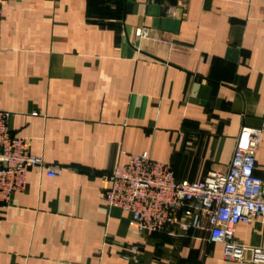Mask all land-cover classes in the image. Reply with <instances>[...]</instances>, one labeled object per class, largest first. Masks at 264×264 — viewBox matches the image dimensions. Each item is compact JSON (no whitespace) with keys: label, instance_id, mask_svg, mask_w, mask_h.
I'll list each match as a JSON object with an SVG mask.
<instances>
[{"label":"crops","instance_id":"crops-1","mask_svg":"<svg viewBox=\"0 0 264 264\" xmlns=\"http://www.w3.org/2000/svg\"><path fill=\"white\" fill-rule=\"evenodd\" d=\"M0 30L10 130L63 168H31L0 208V264H262L263 221L236 226L244 256L229 260L207 230L140 233L101 175L148 151L201 180L248 127L264 177V0H4ZM140 241L141 261L124 259Z\"/></svg>","mask_w":264,"mask_h":264},{"label":"built area","instance_id":"built-area-1","mask_svg":"<svg viewBox=\"0 0 264 264\" xmlns=\"http://www.w3.org/2000/svg\"><path fill=\"white\" fill-rule=\"evenodd\" d=\"M1 38L0 30V48ZM11 115L0 108V208L9 205L14 192L25 189L31 168L42 167L51 178L63 173L60 165L29 152L28 139L10 130ZM261 140L262 129L243 127L228 170L210 172L201 180L178 178L172 163L148 151L132 154L128 163L101 175L103 196L110 207L130 213V225L142 234L207 230L210 243L224 244L227 259L240 260L245 246L235 239L236 226L255 219L264 222V177L256 172ZM143 249L141 241L126 245L122 257L139 263ZM255 261L264 264V248H255Z\"/></svg>","mask_w":264,"mask_h":264}]
</instances>
